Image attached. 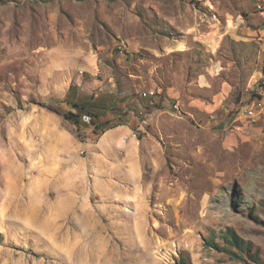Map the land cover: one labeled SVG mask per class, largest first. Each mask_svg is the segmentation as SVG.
Returning a JSON list of instances; mask_svg holds the SVG:
<instances>
[{
  "label": "rangeland",
  "instance_id": "rangeland-1",
  "mask_svg": "<svg viewBox=\"0 0 264 264\" xmlns=\"http://www.w3.org/2000/svg\"><path fill=\"white\" fill-rule=\"evenodd\" d=\"M117 98L139 192L88 168ZM184 262L264 264V0H0V264Z\"/></svg>",
  "mask_w": 264,
  "mask_h": 264
},
{
  "label": "crops",
  "instance_id": "crops-1",
  "mask_svg": "<svg viewBox=\"0 0 264 264\" xmlns=\"http://www.w3.org/2000/svg\"><path fill=\"white\" fill-rule=\"evenodd\" d=\"M229 91L228 85L221 87L220 94L216 96L217 103H220ZM176 93L179 92L173 91L170 95ZM181 95L180 93L178 96ZM123 105L117 98V115L113 116L114 120H117V126L105 135L100 144L93 146L89 151L88 168L96 174L98 183H109L111 176L107 172L117 169V188L119 184L135 185L139 192V188L146 184L145 168L150 166L154 174H158L166 164V156L162 146L154 143L152 139H145L140 145L137 144L133 126L129 123L130 115L121 116ZM193 105L200 106L197 101ZM101 177L106 178V181H101ZM121 197L117 193V199Z\"/></svg>",
  "mask_w": 264,
  "mask_h": 264
},
{
  "label": "trees",
  "instance_id": "trees-1",
  "mask_svg": "<svg viewBox=\"0 0 264 264\" xmlns=\"http://www.w3.org/2000/svg\"><path fill=\"white\" fill-rule=\"evenodd\" d=\"M229 235L233 239V245H237L240 242L239 237L234 231H231ZM183 264H185V262Z\"/></svg>",
  "mask_w": 264,
  "mask_h": 264
},
{
  "label": "built area",
  "instance_id": "built-area-1",
  "mask_svg": "<svg viewBox=\"0 0 264 264\" xmlns=\"http://www.w3.org/2000/svg\"><path fill=\"white\" fill-rule=\"evenodd\" d=\"M151 95V94H150ZM247 113H248V115H249V117L250 118H254V117H256L255 115V111H247ZM84 120H85V122H87V123H89V122H91V118L90 117H84Z\"/></svg>",
  "mask_w": 264,
  "mask_h": 264
},
{
  "label": "bare ground",
  "instance_id": "bare-ground-1",
  "mask_svg": "<svg viewBox=\"0 0 264 264\" xmlns=\"http://www.w3.org/2000/svg\"><path fill=\"white\" fill-rule=\"evenodd\" d=\"M87 117V116H86Z\"/></svg>",
  "mask_w": 264,
  "mask_h": 264
}]
</instances>
